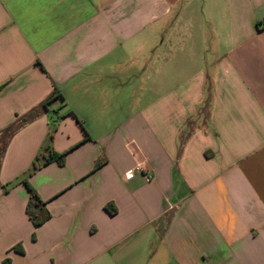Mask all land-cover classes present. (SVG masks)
Instances as JSON below:
<instances>
[{
	"label": "crops",
	"instance_id": "0c3cea01",
	"mask_svg": "<svg viewBox=\"0 0 264 264\" xmlns=\"http://www.w3.org/2000/svg\"><path fill=\"white\" fill-rule=\"evenodd\" d=\"M0 264H264V0H0Z\"/></svg>",
	"mask_w": 264,
	"mask_h": 264
},
{
	"label": "trees",
	"instance_id": "16d2710c",
	"mask_svg": "<svg viewBox=\"0 0 264 264\" xmlns=\"http://www.w3.org/2000/svg\"><path fill=\"white\" fill-rule=\"evenodd\" d=\"M61 93L56 90L49 100L44 103L43 108L47 110L49 103L59 97H61ZM53 136H51L52 138ZM41 157H37L36 160L33 163L32 169L29 173V175H32L36 170H38L42 166H46L52 162H57L59 165H63L65 162V154H56L54 151L50 150L48 155H45V158L42 162H40ZM101 163L97 164V167H99ZM24 183L28 187L29 190V202L27 205V215L32 221L33 225L35 228L40 227L43 225L45 222H47L50 218L51 215L49 211L46 209V203L40 198L39 194L36 192V190L29 184L28 180L25 179ZM109 209V208H108ZM111 212L114 213L115 210L111 209Z\"/></svg>",
	"mask_w": 264,
	"mask_h": 264
},
{
	"label": "built area",
	"instance_id": "2783aa9c",
	"mask_svg": "<svg viewBox=\"0 0 264 264\" xmlns=\"http://www.w3.org/2000/svg\"><path fill=\"white\" fill-rule=\"evenodd\" d=\"M136 172H140V173H144L149 179H151L150 175L147 174L146 170L144 169L143 165L139 164L136 168H135ZM127 174H131V172H128Z\"/></svg>",
	"mask_w": 264,
	"mask_h": 264
},
{
	"label": "rangeland",
	"instance_id": "374dc122",
	"mask_svg": "<svg viewBox=\"0 0 264 264\" xmlns=\"http://www.w3.org/2000/svg\"><path fill=\"white\" fill-rule=\"evenodd\" d=\"M207 115V113H205Z\"/></svg>",
	"mask_w": 264,
	"mask_h": 264
}]
</instances>
